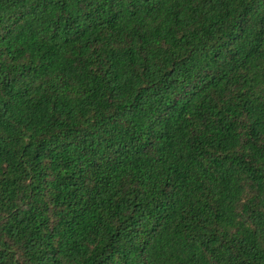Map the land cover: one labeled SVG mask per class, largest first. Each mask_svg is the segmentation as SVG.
Returning a JSON list of instances; mask_svg holds the SVG:
<instances>
[{
    "label": "trees",
    "instance_id": "16d2710c",
    "mask_svg": "<svg viewBox=\"0 0 264 264\" xmlns=\"http://www.w3.org/2000/svg\"><path fill=\"white\" fill-rule=\"evenodd\" d=\"M0 264H264V0H0Z\"/></svg>",
    "mask_w": 264,
    "mask_h": 264
}]
</instances>
